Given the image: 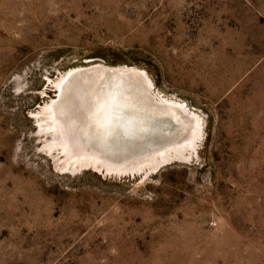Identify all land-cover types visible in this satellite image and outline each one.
Instances as JSON below:
<instances>
[{"label": "rangeland", "instance_id": "obj_1", "mask_svg": "<svg viewBox=\"0 0 264 264\" xmlns=\"http://www.w3.org/2000/svg\"><path fill=\"white\" fill-rule=\"evenodd\" d=\"M113 71L175 137L67 168ZM0 264H264V0H0Z\"/></svg>", "mask_w": 264, "mask_h": 264}, {"label": "bare ground", "instance_id": "obj_2", "mask_svg": "<svg viewBox=\"0 0 264 264\" xmlns=\"http://www.w3.org/2000/svg\"><path fill=\"white\" fill-rule=\"evenodd\" d=\"M131 74L133 73L113 71L111 78L105 77L100 83H97L96 80L98 74L92 76L86 75V77L80 78V86L83 87L81 91L83 92L79 94L78 108L74 112L73 117L78 122L77 133L75 134L87 148L81 149L79 146L77 147L81 141L76 142L72 140V132L70 133L65 126L62 128L60 126L62 132L59 133H63L64 137L63 139H59L58 143L63 147V154H70V158H74L73 161L66 158V160L71 161H66L67 168L72 166L75 170L90 165L97 167V164L102 160V156L100 157L98 154L93 153L88 147H95L99 154L109 151V153L114 154V158L121 159L126 155L125 150L127 149H123L125 144H127L126 142L135 143L139 146L149 143L150 146H153L158 141L172 140L175 137H165L167 136L165 134V127H168L165 118L168 116L176 117L175 111L164 107H155L151 104L144 84H137L131 78ZM93 103L96 106L92 107ZM142 113H145L148 118L160 115L159 117H163L164 119L160 120L161 124L156 119L147 121L143 119ZM83 115H88L90 117L88 118L89 120L85 119ZM43 128L47 131H55V128L59 129V126L58 124L54 127L45 125ZM59 135L56 130L54 138H57ZM104 143H107L106 146H103ZM154 149V151L157 150V148ZM148 150L145 153L149 152ZM115 152H118L119 155ZM133 158L131 157V159ZM163 161L164 157L159 160L156 159L154 165Z\"/></svg>", "mask_w": 264, "mask_h": 264}]
</instances>
